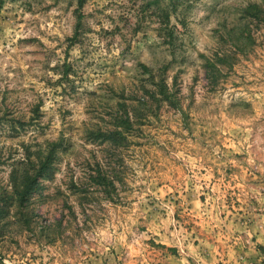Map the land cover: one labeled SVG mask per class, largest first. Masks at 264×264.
Returning a JSON list of instances; mask_svg holds the SVG:
<instances>
[{"label": "rangeland", "instance_id": "rangeland-1", "mask_svg": "<svg viewBox=\"0 0 264 264\" xmlns=\"http://www.w3.org/2000/svg\"><path fill=\"white\" fill-rule=\"evenodd\" d=\"M0 196V264H264V0H0Z\"/></svg>", "mask_w": 264, "mask_h": 264}, {"label": "trees", "instance_id": "trees-1", "mask_svg": "<svg viewBox=\"0 0 264 264\" xmlns=\"http://www.w3.org/2000/svg\"><path fill=\"white\" fill-rule=\"evenodd\" d=\"M53 163V156L52 152H50L45 158L40 162L39 167L37 168L34 176H28L26 175L24 177L23 181V188H21L19 195L20 197H23L24 199L26 196L33 190V182L36 181L38 182L39 177H43L44 173L45 175L49 174L50 169L52 167ZM10 200L8 199H3L0 196V218L4 217L6 214L9 212V207H10ZM3 264V263H2Z\"/></svg>", "mask_w": 264, "mask_h": 264}]
</instances>
